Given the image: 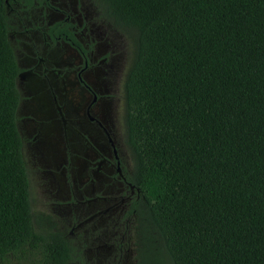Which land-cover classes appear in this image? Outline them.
<instances>
[{"label":"trees","instance_id":"16d2710c","mask_svg":"<svg viewBox=\"0 0 264 264\" xmlns=\"http://www.w3.org/2000/svg\"><path fill=\"white\" fill-rule=\"evenodd\" d=\"M93 1L133 46L138 264H264V0ZM17 72L0 0V264H69L31 208Z\"/></svg>","mask_w":264,"mask_h":264},{"label":"flooded vegetation","instance_id":"af4514ba","mask_svg":"<svg viewBox=\"0 0 264 264\" xmlns=\"http://www.w3.org/2000/svg\"><path fill=\"white\" fill-rule=\"evenodd\" d=\"M5 14L37 230L69 264H138L146 201L128 133V33L93 0H5Z\"/></svg>","mask_w":264,"mask_h":264},{"label":"rangeland","instance_id":"374dc122","mask_svg":"<svg viewBox=\"0 0 264 264\" xmlns=\"http://www.w3.org/2000/svg\"><path fill=\"white\" fill-rule=\"evenodd\" d=\"M131 50H130V53L127 55V58H128V61H127L128 64H127V69H126L127 73L129 71V68L131 66L132 59H133V46H131ZM32 191H33V195H34V197H33V207H32V211L35 214L36 213H40V212H42V209L44 207L43 201L41 200L42 198H41V196L39 194V190L37 188H34ZM153 233L155 234L154 231H153ZM158 246L160 247L161 250L163 249V246L160 243H158Z\"/></svg>","mask_w":264,"mask_h":264}]
</instances>
